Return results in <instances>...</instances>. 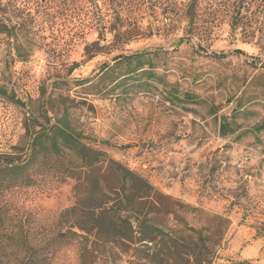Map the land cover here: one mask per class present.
Segmentation results:
<instances>
[{"label": "rangeland", "instance_id": "obj_1", "mask_svg": "<svg viewBox=\"0 0 264 264\" xmlns=\"http://www.w3.org/2000/svg\"><path fill=\"white\" fill-rule=\"evenodd\" d=\"M256 6L253 23L264 30V5ZM238 7L239 0H0V19L16 35L0 33V87L33 101L22 107L0 94V155L24 148L29 119L47 123L44 96L51 117V109L68 108L72 128L104 154L94 177L115 189L116 209L123 187L110 161L159 194L171 213H159L155 226L189 233L227 219L217 264H264V36L249 43L233 29ZM137 53L157 77L114 88L119 57ZM185 94L193 101L179 102ZM236 109L238 132L222 136L221 118ZM49 169L38 185L10 195L47 221L75 203V182L57 183Z\"/></svg>", "mask_w": 264, "mask_h": 264}, {"label": "trees", "instance_id": "obj_2", "mask_svg": "<svg viewBox=\"0 0 264 264\" xmlns=\"http://www.w3.org/2000/svg\"><path fill=\"white\" fill-rule=\"evenodd\" d=\"M262 2L239 0L233 29L239 27L249 43L264 36L263 28L254 25L256 16L251 12L256 3L258 11L264 5ZM13 30L0 19V33L15 38ZM15 48L20 55L19 45ZM144 56L145 53L120 56L124 67L116 76L109 67L103 68L105 75L111 72L115 76L111 80L114 88L126 85L129 80L136 85L149 84L157 77L155 66L145 61ZM90 82L83 81L82 85ZM0 94L22 107L33 102H23L5 87H0ZM177 98L179 102L194 99L190 94H185L184 99ZM39 102L40 116L47 123L29 119L25 124L28 142L24 148L0 155V264H217V250L229 226L227 219L213 218L199 230H188L190 234L155 226L159 213H171L160 206L159 194L144 178L110 161L109 171L123 187L121 207L116 209L110 201L115 189L100 185L94 177L104 154L85 143L83 135L72 128L68 108L51 109V117L49 99L42 96ZM242 112L236 109L232 116L221 118L222 136L238 132L237 118ZM52 118L55 123H51ZM51 167L57 183L75 182V203L56 219L47 221L19 207L10 195L38 185ZM216 234L220 237L216 238ZM231 264L255 262L241 260Z\"/></svg>", "mask_w": 264, "mask_h": 264}]
</instances>
